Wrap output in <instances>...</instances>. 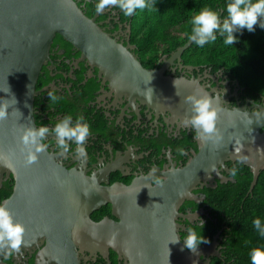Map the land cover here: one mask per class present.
I'll use <instances>...</instances> for the list:
<instances>
[{
	"label": "water",
	"instance_id": "95a60500",
	"mask_svg": "<svg viewBox=\"0 0 264 264\" xmlns=\"http://www.w3.org/2000/svg\"><path fill=\"white\" fill-rule=\"evenodd\" d=\"M78 2L0 0V90L6 92L9 86L17 101L7 117L0 119V166L15 178L11 195L2 203L25 228L18 249L38 246L45 237L48 241L43 252L51 264H81L78 254L85 248L94 256L105 257L112 249L128 264H210L206 256L221 255L219 233L195 251L187 249L176 217L192 216L180 214L179 207L185 199H195L192 189L212 181L229 159L250 166L254 175L251 189L254 187L264 169V105H256L257 111L223 109L214 101L221 142L204 141L182 174L174 175L175 181L146 191L123 185L100 187L82 171L64 166L47 147L36 161L25 163L20 135L28 127L37 128L36 83L57 34L102 72L137 86L136 93H146V98L156 103L166 106L167 101L183 112L187 108L190 114V105L178 106L183 95H210L201 88L191 90L162 70L145 68L128 46L105 32ZM192 43L188 39L173 57L180 58ZM0 96L8 98L9 94L0 91ZM218 176L223 182L228 180ZM108 202L119 220H93L91 213ZM177 237L180 239L173 243ZM10 250L0 247V257Z\"/></svg>",
	"mask_w": 264,
	"mask_h": 264
},
{
	"label": "flooded vegetation",
	"instance_id": "af4514ba",
	"mask_svg": "<svg viewBox=\"0 0 264 264\" xmlns=\"http://www.w3.org/2000/svg\"><path fill=\"white\" fill-rule=\"evenodd\" d=\"M97 2L79 0L78 3L105 32L128 46V50L145 68L162 70L165 76L178 78L193 91L203 89L214 101L221 103L223 109L247 107L257 111L256 105H264V95L259 101L247 96V88L226 68L215 67L211 63L191 62L184 52L180 58L173 57L179 46L171 50L168 47L162 49L158 57L153 53L142 54L132 37L131 20L123 19L121 10L112 5L97 13ZM113 78L83 58L77 48L57 34L50 48V57L43 65L36 83V126H48L51 129L58 120L71 114L73 120L78 116L84 118L89 124L90 134L84 145L83 156L75 152L76 146L71 142L67 152L59 149L52 133L48 134L43 143L64 166L82 171L100 187L123 185L146 191L149 187L164 186L175 181L200 153L204 142L197 138L193 129L183 123L190 115L189 110H178V107L176 109L167 101L166 106L156 103L146 98V93H136L137 86L132 87ZM49 92H54L58 97L56 102L49 99ZM185 96H182V103H178V106L182 104L183 107H189L183 100ZM181 148L183 154L179 152ZM234 162L232 159L227 160L224 167H219L218 175L228 179L230 163ZM175 174L178 175L174 178ZM218 175H214L216 177L207 184H197L192 189L196 198L185 199L180 205V214L192 216L176 217L182 239L187 227L194 228L210 216L211 208L205 202L207 196L204 189L223 182ZM14 186V175L8 174L0 166V203L9 198L11 194L5 197L4 193L10 189L12 193ZM91 218L96 221L104 218L119 220L113 214L111 202L93 211ZM47 241L44 237L38 246L10 250L0 257V264H51L49 256L43 252ZM78 255L82 258L81 264H94L99 257L103 258V264H112L114 259H118L120 264H128L112 249L107 257L101 254L94 256L86 248ZM214 256L217 255L206 256L205 259L210 257L211 264Z\"/></svg>",
	"mask_w": 264,
	"mask_h": 264
},
{
	"label": "trees",
	"instance_id": "16d2710c",
	"mask_svg": "<svg viewBox=\"0 0 264 264\" xmlns=\"http://www.w3.org/2000/svg\"><path fill=\"white\" fill-rule=\"evenodd\" d=\"M224 3L225 0H152L151 7L138 9L131 16L121 11V15L131 20L132 37L141 53L158 57L162 49H175L187 42L188 21L202 7L219 9ZM237 35L239 39L234 45H224L220 36L203 47L192 43L184 55L191 62L226 68L247 88L246 95L259 101L264 95V29L255 26L254 32L244 30ZM233 169H236L235 176L231 174ZM228 175L227 181L204 189L210 216L194 228L202 233L204 243H210L219 233L221 255L214 256L211 264H251V250L264 247V237L252 226L254 217L264 219V169L252 189L254 175L247 164L239 160L230 163ZM10 194L11 189L4 193L5 197ZM103 263L99 257L94 264ZM112 264L120 263L114 259Z\"/></svg>",
	"mask_w": 264,
	"mask_h": 264
},
{
	"label": "clouds",
	"instance_id": "9594fccd",
	"mask_svg": "<svg viewBox=\"0 0 264 264\" xmlns=\"http://www.w3.org/2000/svg\"><path fill=\"white\" fill-rule=\"evenodd\" d=\"M118 7L125 16L133 15L136 10H142L152 6V0H98L96 12H102L108 6ZM190 25L189 39L198 47H203L209 42H214L217 36L223 38L224 45H234L239 37L237 33L244 30L254 32L255 26L264 29V0H225L219 9L202 7L188 21ZM8 98H0V119L9 114V108L17 103L16 98L10 93L8 86L6 92ZM49 99L56 102L58 97L54 92H49ZM185 103L190 105V115L183 123L194 130L197 138L219 144L222 135L216 127L217 107L212 97L207 94H190L185 97ZM49 133L54 134L56 146L67 152L70 142L74 144L75 152L83 156L85 153V142L90 134V127L82 116L73 120L71 114L65 115L58 120L50 129L48 126L28 127L21 132L20 142L22 144L25 163L31 164L36 161L38 153L44 151L47 145L42 142ZM183 149H179L183 154ZM233 176L236 169L232 170ZM160 183L159 180L156 181ZM252 226L256 232L264 237V219L257 216L252 219ZM203 228V224L201 226ZM25 228L23 224L16 221L10 210L0 203V247L16 250L23 241ZM183 244L189 250L195 251L201 243L206 242L202 233L193 227H187L184 231ZM179 237L173 241L177 242ZM251 264H264V247L253 248L250 252Z\"/></svg>",
	"mask_w": 264,
	"mask_h": 264
}]
</instances>
